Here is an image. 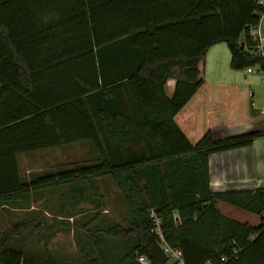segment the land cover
<instances>
[{"label": "trees", "instance_id": "trees-1", "mask_svg": "<svg viewBox=\"0 0 264 264\" xmlns=\"http://www.w3.org/2000/svg\"><path fill=\"white\" fill-rule=\"evenodd\" d=\"M263 14L264 0H0V209L61 186L60 200H96V181L110 177L126 223L88 230L79 264H176L165 245L184 264H264V187L214 192L208 171L212 153L264 133L208 130L192 143L173 119L202 85L210 47L226 43L233 70H264L249 34ZM125 84L144 114L137 123L117 110L113 90ZM79 143L86 163L20 176L19 155ZM217 201L259 223L224 216ZM12 238L0 236V264H73Z\"/></svg>", "mask_w": 264, "mask_h": 264}, {"label": "rangeland", "instance_id": "rangeland-1", "mask_svg": "<svg viewBox=\"0 0 264 264\" xmlns=\"http://www.w3.org/2000/svg\"><path fill=\"white\" fill-rule=\"evenodd\" d=\"M214 48L217 51H210L207 55V70L224 68L229 71L230 52L226 43L216 44ZM252 71L255 74L247 76L237 70L229 72L239 76L233 81L252 80L250 93H255L252 105L259 109L258 117L264 124V70L256 66L252 67ZM90 155L87 143L23 154L18 161L20 176L29 178L44 172L72 168L89 161ZM96 182V200L78 197V202L73 203L68 196L60 200V193L67 189V186H61L53 189L52 193L44 189L19 203L3 205L0 209V236L4 232H13L11 244L14 247L27 250L32 255L49 251L56 254L58 260L79 264V247L88 230L106 229L114 224L124 225L128 217L126 205L113 180L104 177ZM250 221L259 223L256 217Z\"/></svg>", "mask_w": 264, "mask_h": 264}, {"label": "crops", "instance_id": "crops-1", "mask_svg": "<svg viewBox=\"0 0 264 264\" xmlns=\"http://www.w3.org/2000/svg\"><path fill=\"white\" fill-rule=\"evenodd\" d=\"M260 24L264 36V14ZM215 46L210 47L206 52L202 85L174 115V122L192 143L208 130L212 132L215 139L248 131L264 133V124L258 117L260 111L254 115L250 112L249 104L255 102L252 99L255 93H250L252 80L233 81L239 76L230 74L229 71H236L231 69L230 65L229 71L224 68L207 70V55L215 49ZM237 71H241L245 76L255 74L254 72L248 74L245 69ZM174 84V78L167 79L164 88L168 97L173 94ZM113 92L120 101L117 110L124 111L130 117L134 116L136 123L144 119V114L141 113L140 104L136 101L131 86L125 84L122 90L115 88ZM135 133L136 131L133 130V135ZM208 171L210 189L214 192L263 187L264 136L246 147L212 153L208 158ZM217 206L221 214L240 223L257 225L258 223L250 220L253 217H256L258 221L260 219L258 215L253 216L252 213L224 202L217 201Z\"/></svg>", "mask_w": 264, "mask_h": 264}, {"label": "built area", "instance_id": "built-area-1", "mask_svg": "<svg viewBox=\"0 0 264 264\" xmlns=\"http://www.w3.org/2000/svg\"><path fill=\"white\" fill-rule=\"evenodd\" d=\"M260 25L261 24L259 22V24L255 28H251L249 30V34L251 35V37L255 41L258 51L264 56V36L262 35V32H261L262 30H261ZM245 70L247 73L253 72L252 68H247ZM262 81L264 84V75L262 77ZM263 187H264V185H263ZM251 237H253V236H251ZM163 249L170 256L171 261L173 263L176 262V264H184L182 259H181L180 251H178L176 249H172L166 245L163 247ZM226 260H227V257L221 256V257H219V259H216L214 261H207L205 264H222ZM138 262L140 264H149L148 261L146 260V258H144L143 256L138 257Z\"/></svg>", "mask_w": 264, "mask_h": 264}, {"label": "water", "instance_id": "water-1", "mask_svg": "<svg viewBox=\"0 0 264 264\" xmlns=\"http://www.w3.org/2000/svg\"><path fill=\"white\" fill-rule=\"evenodd\" d=\"M250 112H251V114H258V112H259V110L258 109H256V108H254L253 106H252V103L250 104Z\"/></svg>", "mask_w": 264, "mask_h": 264}]
</instances>
